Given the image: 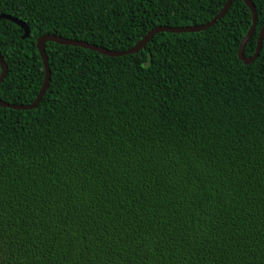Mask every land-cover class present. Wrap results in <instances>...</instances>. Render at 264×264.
<instances>
[{
    "label": "trees",
    "instance_id": "obj_1",
    "mask_svg": "<svg viewBox=\"0 0 264 264\" xmlns=\"http://www.w3.org/2000/svg\"><path fill=\"white\" fill-rule=\"evenodd\" d=\"M256 12L244 56L264 25ZM226 0H0V101L28 105L44 35L125 51ZM233 0L213 26L107 57L47 42L38 105L0 107V264H264V38Z\"/></svg>",
    "mask_w": 264,
    "mask_h": 264
},
{
    "label": "water",
    "instance_id": "obj_2",
    "mask_svg": "<svg viewBox=\"0 0 264 264\" xmlns=\"http://www.w3.org/2000/svg\"><path fill=\"white\" fill-rule=\"evenodd\" d=\"M233 0H226L225 4L223 5L222 9L218 12L216 16H214L210 21L207 23H204L202 25H197V26H189V27H175V28H169V27H156L154 29H151L146 35H144L137 43H135L132 47L128 48L125 51H112V50H107L102 47H97L92 44H88L82 41H75V40H70V39H65L56 35H44L39 37L36 40V49L38 51V54L41 58V62L44 68V78L43 82L41 84V87L38 91V94L35 97V100L28 104V105H14V104H9L5 103L3 101H0V107L1 108H6V109H11V110H17V111H25V110H31L34 109L39 101L41 100V97L45 93L48 84H49V69L47 66V58L45 54V44L47 42L55 43L57 45L61 46H71V47H79L82 49H87L90 51H93L95 53H98L103 56L107 57H120V56H125V55H132L140 51L150 40L151 38L159 33V32H167V33H194V32H199L208 29L209 27L213 26L217 21H219L227 12L229 9L231 3ZM244 5L248 8L251 17H252V22L251 25L244 35L243 39L241 40L237 52V57L238 60L241 61L244 65H249L252 64L255 59L258 56L260 47H261V42L262 39L264 38V25L261 27V29L258 32L257 39H256V46H255V51L254 54L251 57H245L243 52L245 45L247 42L250 40L254 33L255 25H256V12L254 9V6L249 0H241ZM0 20H7L10 21L11 23L17 25L22 29L23 35L21 39H26L28 34H29V29L27 25L13 17L7 16V15H0ZM7 73V67L6 64L2 61V58L0 56V83L3 81Z\"/></svg>",
    "mask_w": 264,
    "mask_h": 264
}]
</instances>
